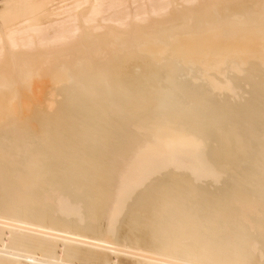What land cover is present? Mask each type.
<instances>
[{
    "label": "bare ground",
    "instance_id": "6f19581e",
    "mask_svg": "<svg viewBox=\"0 0 264 264\" xmlns=\"http://www.w3.org/2000/svg\"><path fill=\"white\" fill-rule=\"evenodd\" d=\"M0 264H264V0H0Z\"/></svg>",
    "mask_w": 264,
    "mask_h": 264
}]
</instances>
